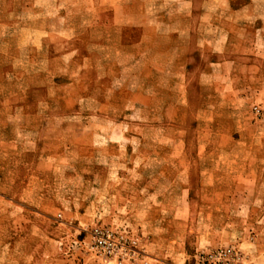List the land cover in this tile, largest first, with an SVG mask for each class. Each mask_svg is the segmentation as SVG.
Masks as SVG:
<instances>
[{
  "label": "rangeland",
  "instance_id": "rangeland-1",
  "mask_svg": "<svg viewBox=\"0 0 264 264\" xmlns=\"http://www.w3.org/2000/svg\"><path fill=\"white\" fill-rule=\"evenodd\" d=\"M152 3L163 16L43 15L0 0V189H11L0 191V264H117L93 249L96 228L138 251L123 264H209L226 248L235 264H264L248 249L264 237V80L197 78L198 26L244 23L229 13L245 0ZM205 8L208 21L178 14ZM255 9L263 23L264 0ZM63 52L72 60L47 63ZM145 61L165 73H144ZM217 88L229 95L219 114L253 121L247 142L213 122ZM36 193L49 206L29 207Z\"/></svg>",
  "mask_w": 264,
  "mask_h": 264
},
{
  "label": "crops",
  "instance_id": "crops-1",
  "mask_svg": "<svg viewBox=\"0 0 264 264\" xmlns=\"http://www.w3.org/2000/svg\"><path fill=\"white\" fill-rule=\"evenodd\" d=\"M152 1L154 0H31V10L35 14L57 16H82L87 14H92L94 16H129L135 14H146L149 16L154 15L157 17L163 16L164 12L161 11L159 6H154L156 4H153ZM149 2L150 4H148ZM54 3L56 6L54 5ZM47 4H50V8L45 7ZM178 14H189L191 16L200 15L203 20L207 21L210 20L209 18L211 16L210 10L208 8L200 11L191 9L190 12ZM229 15H237L245 18L243 19L244 23L233 27L227 24H221L220 31L217 30L216 34L211 33L209 35L207 33L208 30H206V28H208V25L206 23H202L198 26L197 33L199 34V38L197 39L198 41H201V43H199V46H201V48L204 50L203 55H206L207 58H205V60L200 63L198 62V67H200L201 71L199 72L197 78H200L202 80L224 81L264 80V71L262 69L264 64V53L261 52L264 48V21L262 23L259 19L261 15L255 9V0H245V4H242L240 7L233 9L229 13ZM129 25L130 23L120 24L121 27H127ZM218 32H220V34H218ZM64 53L65 52L59 54L58 56L47 57V63L60 64L72 60L69 55ZM135 59L143 60V57L139 58L137 56ZM133 60L125 63V68H123V71L128 72L129 68L132 67V64L134 63ZM113 64H115L114 61L108 62V65H110V67ZM110 67L109 75H112L114 74V72H110ZM156 69L151 67L148 62H144V73H165V68L163 67H157ZM181 72L182 73L179 74H182L184 77L189 78L190 71L185 70ZM175 73L178 72L175 71ZM211 84L212 83H210V85ZM237 91L239 92L237 94V97H239V99L247 97V94L240 93L241 90L239 88ZM256 91L261 92V97H264V85L259 84V86H257L256 88ZM174 95H176V93H174L173 96ZM222 96L227 98L229 95L225 94L219 88H217L216 93L212 94L210 108L212 109L213 113H215L212 118L213 122L218 123L219 125L221 121H225L229 124V127H231V129H227V131L224 132L227 136L228 142H239L243 139L245 142H247L249 140V137H247V130L250 129L253 121L249 119L250 117L241 112H239V114H228L229 111L225 110L224 115L219 114V98ZM173 108L175 111L181 110V106H179L178 104H174ZM19 110H21V108ZM207 110L208 107H204L201 111L206 112ZM262 122L264 121L262 120L260 121V123L256 121V125H262ZM260 142L263 144L264 138H262ZM2 173L4 172H0V177ZM163 174L166 173L163 172ZM261 174L262 173L259 171L256 172L255 177H257V180H259L258 177ZM263 185L264 184L260 179L259 184H257V190L262 191ZM176 189H178V187ZM243 189L246 190V188L241 187L239 188V191L242 192ZM10 190L11 189L7 190L6 188L0 189V191L4 194H9ZM27 204L29 207H46V205L49 206L48 201L44 198H40L38 193L28 197ZM149 206L150 208L155 207V205L152 204ZM250 206L252 207L253 204L251 203ZM175 214L176 209L174 210V218H177L179 215ZM259 218H261V216ZM261 234L262 233H256V235L252 236L253 240H250L249 242L253 241V244H248V249L252 248L253 250H255V255L264 256V237Z\"/></svg>",
  "mask_w": 264,
  "mask_h": 264
},
{
  "label": "built area",
  "instance_id": "built-area-1",
  "mask_svg": "<svg viewBox=\"0 0 264 264\" xmlns=\"http://www.w3.org/2000/svg\"><path fill=\"white\" fill-rule=\"evenodd\" d=\"M93 237V249L106 261L123 264L138 255V251L128 243L124 235H118L109 229L96 228ZM238 256L231 248L222 249L214 255L213 263L209 264H235Z\"/></svg>",
  "mask_w": 264,
  "mask_h": 264
}]
</instances>
